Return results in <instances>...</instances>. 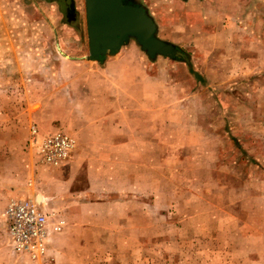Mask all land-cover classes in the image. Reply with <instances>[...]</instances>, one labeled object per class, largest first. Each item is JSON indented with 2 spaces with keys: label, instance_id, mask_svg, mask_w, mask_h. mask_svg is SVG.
Returning a JSON list of instances; mask_svg holds the SVG:
<instances>
[{
  "label": "rangeland",
  "instance_id": "1",
  "mask_svg": "<svg viewBox=\"0 0 264 264\" xmlns=\"http://www.w3.org/2000/svg\"><path fill=\"white\" fill-rule=\"evenodd\" d=\"M135 1L155 19L160 39L164 36L181 42L175 45L183 50L185 58L160 56L151 60L134 39L125 46L140 50L152 62L149 65L157 62L152 70L156 82H179L180 94L171 91L164 95L172 103L167 125L171 130L178 127L203 133L209 138L203 143L204 158H210L212 152L216 161H208L209 170L202 173H176L180 179L168 186L177 202L175 209L169 211L171 217L163 210L170 208L168 201L164 202L167 198L158 202L153 216L149 211V217L155 218L153 238L145 228L147 210L140 206L144 219L140 217L142 231L134 251L101 255L79 250L71 256L56 245V251H50L51 238L58 234L50 231L46 255L32 260L11 248L4 222V246L9 251L5 252V259L10 264H69L70 259L73 264H93L97 256L114 255L113 259L99 260V264H264V53L256 58L235 59L236 51L226 43L231 39V28L220 26L223 20L227 24L228 13L237 20L244 18L250 24L246 28L250 39L256 42L251 50L255 46L258 54L264 44V0H190L193 10L182 7L186 3L181 0ZM202 2L212 9L207 11L203 21L206 27L201 29L198 5ZM0 6L1 174L8 171L10 176L4 173V178L19 182L20 190L13 191L9 201L29 197L42 202L39 187L43 182L42 187L49 191L51 181L46 178L50 176L52 180L54 173L41 166L37 145L31 140L34 127L40 136H47L40 132L43 124H39L35 112L41 100L80 88L77 78L81 70L77 68L101 64L88 60L85 0H0ZM217 53L228 57L217 59ZM163 62H168V66ZM235 70H240L239 75L234 74ZM185 96L197 98L198 102L179 106L177 97ZM196 117L201 123L192 121ZM53 129L68 131L60 122ZM3 156L9 159L5 165ZM28 160L35 167L32 173ZM38 170L44 172L42 179ZM82 174L77 178L75 191L84 189ZM25 188L31 189L32 194H27ZM163 191L166 190L159 186L156 196H163ZM176 194L181 196L179 200L174 197ZM185 203L189 204L187 209L182 208ZM7 205L0 206L3 212ZM63 220V230L67 226L68 230L69 219ZM223 220L228 222L223 224ZM54 222L50 219L51 224Z\"/></svg>",
  "mask_w": 264,
  "mask_h": 264
},
{
  "label": "crops",
  "instance_id": "2",
  "mask_svg": "<svg viewBox=\"0 0 264 264\" xmlns=\"http://www.w3.org/2000/svg\"><path fill=\"white\" fill-rule=\"evenodd\" d=\"M181 2L186 3L182 7H187V10L194 9L189 6L190 0ZM198 6L199 27L202 29L206 27L203 21L207 11L212 7L204 2ZM226 18L227 24L224 25L223 20L220 26L231 28V39H227L226 43L236 51L235 59L256 58L264 53L262 39L261 42L257 40L262 45V49L257 50L258 54L254 52L255 46L251 50V45L256 42L250 39V30L246 29L250 24H246L244 18L237 20L230 13ZM162 39L181 44L174 38L163 36ZM217 55V59L228 57L226 54ZM146 58L137 48L125 46L117 56L100 63L101 66H81L77 68L81 70V77L79 75L77 78L80 88L75 91L71 89L66 95L51 97L48 101L41 100L35 112L37 121L43 124L41 133L49 135L63 132L77 140V145L63 167L56 169L41 165L52 169L54 173L51 175L52 180L50 176L46 178L51 181L49 191L47 187H42L43 182L39 187V195H42L40 197L44 204L42 210L56 213L70 222L68 230L67 226L63 232L53 234L50 251L51 248L56 251L53 245L59 246V251L70 253L71 256L79 250L84 254L101 252V255L113 254L112 251L121 255L136 250L139 232L142 231L140 217L144 219L140 214V206H145L147 210L145 228L153 238L155 218L149 217V211L153 216L158 202L167 198L164 202L168 201L170 208L164 207L163 210L167 211L166 216L171 217L169 211L177 202L172 199L168 186L180 179L176 173L179 170H198L202 173L209 170L208 161H216L212 152L210 158H204L206 147L203 143L209 138L203 133L193 130L187 132L178 127L171 130L167 125L172 103L166 96L171 91L180 94V84L178 81L173 84L156 82L157 76L152 70L157 62L149 65L152 62ZM163 63L168 66V62ZM239 71L235 70L234 74L239 75ZM176 102L179 106H185L188 102L197 103L198 99L192 100L191 96L177 97ZM192 121L201 123L197 117ZM57 122L64 124L68 131L53 129ZM4 156L3 165L9 162ZM28 170L31 173L35 171L33 162L29 160ZM1 171L0 206L5 207L11 195L20 189L16 179L4 178V173L8 171L2 174ZM43 173H39L40 179ZM81 174L85 175L82 181L84 189L75 191L77 178ZM159 186L166 190L163 196H156ZM25 192L32 194L29 188H25ZM177 195L174 197L179 200L181 196ZM185 206L189 204L185 203L182 208L187 209ZM4 213L0 208V264H10L5 259V252L9 251L4 246ZM216 221H220V218ZM222 222L224 224L228 220ZM113 257L97 256L93 264ZM71 260L69 264H73Z\"/></svg>",
  "mask_w": 264,
  "mask_h": 264
},
{
  "label": "water",
  "instance_id": "3",
  "mask_svg": "<svg viewBox=\"0 0 264 264\" xmlns=\"http://www.w3.org/2000/svg\"><path fill=\"white\" fill-rule=\"evenodd\" d=\"M187 1V0H184ZM89 37L88 60L99 63L116 56L134 39L151 60H183V50L158 37V25L135 0H85Z\"/></svg>",
  "mask_w": 264,
  "mask_h": 264
},
{
  "label": "built area",
  "instance_id": "4",
  "mask_svg": "<svg viewBox=\"0 0 264 264\" xmlns=\"http://www.w3.org/2000/svg\"><path fill=\"white\" fill-rule=\"evenodd\" d=\"M31 140L37 145L39 161L46 167H58L66 162L76 146V139L63 132L40 136L38 128L31 130ZM36 198H12L5 210L9 243L14 252L32 260L47 253L48 236L61 233L65 220L56 213L47 214ZM54 219V223H50Z\"/></svg>",
  "mask_w": 264,
  "mask_h": 264
}]
</instances>
